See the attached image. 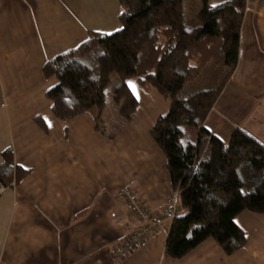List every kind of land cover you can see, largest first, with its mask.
<instances>
[{"label":"crops","instance_id":"crops-1","mask_svg":"<svg viewBox=\"0 0 264 264\" xmlns=\"http://www.w3.org/2000/svg\"><path fill=\"white\" fill-rule=\"evenodd\" d=\"M120 10L119 0H0V165L6 151L13 163L0 192V263L264 264V214L250 211L236 217L248 241L232 255L210 238L172 258L165 253L168 232L161 231L113 257L137 224L118 194L124 186L162 216L177 195L151 135L167 103L155 89L129 80L139 104L112 139L108 133L121 125L120 116L104 118L103 110L99 129L96 113L70 121L53 114L46 92L58 80L46 77L43 66L91 31L119 30ZM205 125L224 141L242 127L264 143V0H246L238 63Z\"/></svg>","mask_w":264,"mask_h":264},{"label":"trees","instance_id":"trees-1","mask_svg":"<svg viewBox=\"0 0 264 264\" xmlns=\"http://www.w3.org/2000/svg\"><path fill=\"white\" fill-rule=\"evenodd\" d=\"M119 2V30L91 31L86 41L44 64L45 76L58 80L46 92L53 114L70 121L96 109L101 129L105 94L117 75L114 101L121 125L108 133L113 139L139 104L128 81L146 91L155 89L167 110L151 135L166 156L179 205L165 253L180 259L212 238L232 255L248 241L236 217L244 211L264 214V143L242 127L224 141L205 121L236 69L246 0L216 5L201 0L193 18L185 15V0ZM212 64L221 68L220 84L184 94L186 84ZM10 154L6 151L0 165L3 186L13 174Z\"/></svg>","mask_w":264,"mask_h":264},{"label":"built area","instance_id":"built-area-1","mask_svg":"<svg viewBox=\"0 0 264 264\" xmlns=\"http://www.w3.org/2000/svg\"><path fill=\"white\" fill-rule=\"evenodd\" d=\"M4 189L5 186L0 183V192ZM118 194L126 211L137 224L126 234L121 242L114 246L112 250L114 258L125 256L156 239L161 231L168 232L172 220L179 211L177 195L169 200L167 210L162 216L143 204L138 192L130 185L124 186Z\"/></svg>","mask_w":264,"mask_h":264},{"label":"rangeland","instance_id":"rangeland-1","mask_svg":"<svg viewBox=\"0 0 264 264\" xmlns=\"http://www.w3.org/2000/svg\"><path fill=\"white\" fill-rule=\"evenodd\" d=\"M201 6H202L201 0H185V15L188 18H193L194 16L197 15L198 11L201 9ZM220 70H221L220 67L213 64L210 65L207 69L203 71V73L194 82L186 84L183 93L189 94L191 93L190 91H197L200 89L217 87L222 81ZM119 82H120V78L117 75H114L112 83L107 88L105 94L106 106L103 114L104 118L105 116L107 117L119 116L117 113V109L119 108V106L114 101L115 90L119 85ZM93 113L94 114L98 113V111L95 109ZM102 128L104 127L102 126Z\"/></svg>","mask_w":264,"mask_h":264},{"label":"snow or ice","instance_id":"snow-or-ice-1","mask_svg":"<svg viewBox=\"0 0 264 264\" xmlns=\"http://www.w3.org/2000/svg\"><path fill=\"white\" fill-rule=\"evenodd\" d=\"M133 89L135 90V85H132ZM51 126V125H50Z\"/></svg>","mask_w":264,"mask_h":264}]
</instances>
